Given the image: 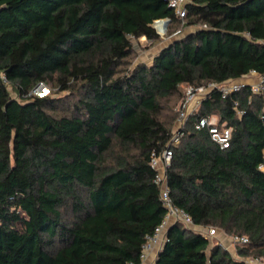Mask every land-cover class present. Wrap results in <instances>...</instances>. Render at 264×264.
<instances>
[{
	"label": "trees",
	"instance_id": "1",
	"mask_svg": "<svg viewBox=\"0 0 264 264\" xmlns=\"http://www.w3.org/2000/svg\"><path fill=\"white\" fill-rule=\"evenodd\" d=\"M163 19L179 22L167 0H0V264H141L165 215L150 167L173 128L163 99L264 74V0H190L196 29L128 67L130 37L159 39ZM39 84L56 91L34 95ZM66 91L68 112L55 97ZM263 104L247 87L211 91L166 170L173 204L195 226L245 236L243 257L264 258ZM210 115L231 128L227 149L195 129ZM155 264L244 263L177 222Z\"/></svg>",
	"mask_w": 264,
	"mask_h": 264
},
{
	"label": "built area",
	"instance_id": "2",
	"mask_svg": "<svg viewBox=\"0 0 264 264\" xmlns=\"http://www.w3.org/2000/svg\"><path fill=\"white\" fill-rule=\"evenodd\" d=\"M189 1L190 0H167V7L172 11L176 20L182 22V24H184L186 5ZM154 22V29L156 28L158 31L156 33L158 35H163L166 26L169 24L168 19L156 20ZM163 23H166V25H163ZM157 25L161 26V30H158ZM179 32V29L173 32L170 38ZM0 79L3 83L8 84L4 74H0ZM181 87L183 88V96L176 110L177 118L170 139L160 151L153 150L150 155V167L155 171L153 182L159 189V198L165 209V215L160 224L155 228L154 233L147 237L145 244L142 246L140 254L141 264H155L156 257L155 260L149 262H146V259L156 247L158 253L166 240L168 228L174 223L178 222L188 229L200 232L206 238L212 237L215 234L214 228L209 227L203 229L195 226L189 214L172 202L166 177V170L172 158V147L180 142L189 116L197 113L201 101L211 91L217 90L221 98L225 99L228 95L239 93L243 88L247 87L253 95H261L264 98V74H258L256 71L251 70L247 75L237 80H230L223 83L209 82L206 85L198 87L182 84ZM36 92L37 95L41 97L47 95L49 90L45 85L39 84L32 90V93ZM249 102L248 100L247 103L249 104ZM234 105L238 107V102H235ZM261 112L264 114V104L262 105ZM241 114L242 110L239 109L238 115ZM194 127L196 130H206L209 139L221 150L227 149L230 146L231 128L225 123L220 124L219 121L217 122L214 115L198 117ZM258 169L264 173V156L263 161L258 165ZM232 240L240 246H244L248 243V239L245 236L236 235L232 237ZM256 261L259 262L258 260Z\"/></svg>",
	"mask_w": 264,
	"mask_h": 264
},
{
	"label": "rangeland",
	"instance_id": "3",
	"mask_svg": "<svg viewBox=\"0 0 264 264\" xmlns=\"http://www.w3.org/2000/svg\"><path fill=\"white\" fill-rule=\"evenodd\" d=\"M184 24L182 22L175 23L173 26H166L165 33L163 35H159V39L155 41L147 40L144 37L138 38V39H133L130 37V41L132 44V53L130 56L127 58V62H129L128 67L130 68L138 65V64H143V65H150L152 63L153 57L160 51L161 48L165 47L167 44H169L173 39H179L187 35L188 33L194 31L196 28L195 26H189L187 27L186 20L184 19ZM158 30H161V26L157 25ZM179 29V33L176 34L175 36L171 37L170 36L173 34V32L177 31ZM156 32L157 29L155 28ZM46 88L51 90L48 95H50L52 92L56 91L55 88L53 87H48ZM34 95H37L36 93H33ZM12 97H15V94L12 92L11 93ZM38 96V95H37ZM183 96V88L180 86L179 87V92L175 94H171L167 96L166 98L163 99V106H164V115L161 118L164 121H171L172 122V127H174V123L176 122L177 118V107L179 105L180 100L182 99ZM55 97H60L63 99V105L66 108L70 109L72 106L73 101L76 100V95L70 93L69 91L58 93L55 95ZM68 109L67 112H68ZM62 111V110H61ZM60 112V111H59ZM215 120L218 122L219 118L218 115H214ZM171 127V128H172ZM173 130V128H172ZM206 229V228H205ZM215 234L212 237H209V246H213L215 244H218L221 248L224 250H227L228 253L231 255V257L236 260V261H241L244 264H263L264 263V258L260 257H253V256H240L238 253V250L240 249V245L237 244L236 242H233L232 237L236 235H229L226 234L217 228H215ZM258 260L259 262H257Z\"/></svg>",
	"mask_w": 264,
	"mask_h": 264
},
{
	"label": "crops",
	"instance_id": "4",
	"mask_svg": "<svg viewBox=\"0 0 264 264\" xmlns=\"http://www.w3.org/2000/svg\"><path fill=\"white\" fill-rule=\"evenodd\" d=\"M201 228V227H199ZM204 229V228H203ZM197 232V231H195ZM156 254H157V247L153 249V251L149 254V256L147 257L146 259V262H149V261H152V260H155V257H156Z\"/></svg>",
	"mask_w": 264,
	"mask_h": 264
},
{
	"label": "water",
	"instance_id": "5",
	"mask_svg": "<svg viewBox=\"0 0 264 264\" xmlns=\"http://www.w3.org/2000/svg\"><path fill=\"white\" fill-rule=\"evenodd\" d=\"M169 9V8H168ZM170 10V9H169ZM167 23V22H166ZM166 23H163V25H166ZM155 22H153V24L151 25V27L154 28Z\"/></svg>",
	"mask_w": 264,
	"mask_h": 264
}]
</instances>
